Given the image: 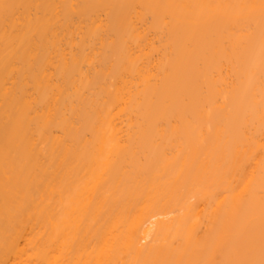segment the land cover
Returning a JSON list of instances; mask_svg holds the SVG:
<instances>
[{
	"label": "bare ground",
	"instance_id": "obj_1",
	"mask_svg": "<svg viewBox=\"0 0 264 264\" xmlns=\"http://www.w3.org/2000/svg\"><path fill=\"white\" fill-rule=\"evenodd\" d=\"M0 264H264V0H0Z\"/></svg>",
	"mask_w": 264,
	"mask_h": 264
}]
</instances>
